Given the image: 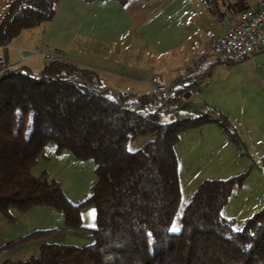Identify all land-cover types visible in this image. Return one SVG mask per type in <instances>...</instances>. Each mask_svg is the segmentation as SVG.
I'll return each instance as SVG.
<instances>
[{"label": "trees", "instance_id": "trees-1", "mask_svg": "<svg viewBox=\"0 0 264 264\" xmlns=\"http://www.w3.org/2000/svg\"><path fill=\"white\" fill-rule=\"evenodd\" d=\"M57 2L12 0L0 19V47L49 22ZM8 66L7 55H0V213L45 207L60 212L67 228L81 229V209L93 207L96 225L87 229L89 244L43 243L37 256L2 264H264V207L239 230L221 214L244 174L200 182L183 208L178 232H169L181 196L174 149L179 135L215 121L237 151L246 153L225 117L162 122L161 112L180 102V93L114 94L96 72L60 57L45 61L37 75ZM137 137L145 138L142 146L129 151ZM47 144L76 160H93L95 182L79 203L69 202L45 172L32 175ZM37 232L6 248L35 240Z\"/></svg>", "mask_w": 264, "mask_h": 264}, {"label": "crops", "instance_id": "crops-1", "mask_svg": "<svg viewBox=\"0 0 264 264\" xmlns=\"http://www.w3.org/2000/svg\"><path fill=\"white\" fill-rule=\"evenodd\" d=\"M256 1L128 0L121 4L114 0H58L49 22L23 30L8 46L0 47V55H7L9 66L21 65L39 72L44 54L58 55L96 72L104 89L137 98L160 94L151 82L157 76L165 86L163 92L169 91V98L174 97L172 90L177 87L176 93L185 99L181 106H190L192 90L201 86L208 98L203 96L199 107L186 116L208 114L213 120L225 117L244 143L246 153L241 155L217 123L210 121L182 132L174 146L175 154L194 169L210 171V176H202L191 187L203 180L248 174V218L264 207V164L262 172L258 167L260 157H264V51L229 68L206 51L210 41L222 35L223 19L237 16ZM11 2L0 0V19ZM34 50L37 55H32ZM227 206L228 201L221 214L235 225L234 214L226 211ZM8 232L0 238V263L16 262V248L37 247L39 252L44 243L32 240L4 248V243L25 235ZM2 255L11 258L4 260ZM23 257L27 259L28 254Z\"/></svg>", "mask_w": 264, "mask_h": 264}, {"label": "rangeland", "instance_id": "rangeland-1", "mask_svg": "<svg viewBox=\"0 0 264 264\" xmlns=\"http://www.w3.org/2000/svg\"><path fill=\"white\" fill-rule=\"evenodd\" d=\"M235 64L227 66V68ZM25 65L28 64L25 63ZM30 70L31 69H29V71ZM30 72L35 75L39 73V71ZM199 87L201 86H198L195 90H192V99L189 100L190 106H181L185 99H182L180 103L178 100L174 106L170 105L167 111L164 110L161 112V121L170 122L184 117H195L186 116V114H193L194 107H199V101H203V96L208 98V93H204V91H202ZM216 118H218V115ZM144 139L145 138L143 137H137L134 140H131L127 145L128 150L134 151L140 148L144 142ZM179 156L176 157L178 159V177L181 196L178 209L174 215L169 229V232L171 233L178 232L180 228L183 208L189 201L194 191L193 188H196L191 187L193 186L192 183L202 178V176H210L209 170L194 169V165H190L189 161L188 163L186 161H182L181 157ZM260 158L262 163L260 162L258 167L262 172L264 157ZM94 166L95 165L92 159L76 160L69 152L63 151L57 153L55 151L54 145L47 144L39 155L36 164L31 168V173L33 176L37 177L41 173L45 172L48 179L55 180L59 183L67 200L73 204H77L90 194L91 186L95 182ZM189 166L191 168H189ZM239 174H244L243 180H245V182L239 188H234L231 191V195L228 199V206L226 208V211H231L234 214L233 216L235 217L234 219L236 222L233 227L236 230L241 229L244 221L249 215V211L247 210H249L251 207V203L247 201V193L250 188L249 184L251 183L249 181L250 178L248 174L245 176L246 173L241 172ZM93 210L95 212L93 207H85L81 209L80 225L83 228L71 229L65 226L62 214L56 210L45 207H36L25 212H19L17 210L11 209L7 217L0 213V215L4 217L2 218L0 216V238H4L9 233L8 229L16 232V234H28L33 231H38V238L35 240H40L41 243L44 242L84 246L92 242V238L90 237L87 229L94 228L96 225V212L94 216L91 215ZM224 214H226V212ZM173 227L177 228L178 230L173 231ZM9 243H4V248H6V245ZM14 246L16 245L10 246L9 248ZM35 248L37 247H33V249L27 247L23 248V250L16 248V253L14 254V257L13 255L12 257L16 258L15 260L17 261H23L24 254H28V258L29 256H37L39 252L37 251L38 249ZM20 251H22V256H19ZM5 257L6 256L2 255L4 260L11 258L6 257L5 259Z\"/></svg>", "mask_w": 264, "mask_h": 264}, {"label": "built area", "instance_id": "built-area-1", "mask_svg": "<svg viewBox=\"0 0 264 264\" xmlns=\"http://www.w3.org/2000/svg\"><path fill=\"white\" fill-rule=\"evenodd\" d=\"M223 33L210 41L206 53L216 58L221 65L230 66L243 60H252L255 54L264 51V0H257L254 5L244 9L235 17H226L222 21ZM34 50L32 55H37ZM59 58L58 55L44 54L45 61ZM25 57L21 56V60ZM8 66L5 69H10ZM158 93L165 90L159 77H152ZM173 96L177 87L173 88ZM1 251V246H0Z\"/></svg>", "mask_w": 264, "mask_h": 264}, {"label": "snow or ice", "instance_id": "snow-or-ice-1", "mask_svg": "<svg viewBox=\"0 0 264 264\" xmlns=\"http://www.w3.org/2000/svg\"><path fill=\"white\" fill-rule=\"evenodd\" d=\"M94 214H95V212H94V210L92 211V213H91V215H93L94 216ZM173 231H176V230H178L177 228H175V227H173V229H172Z\"/></svg>", "mask_w": 264, "mask_h": 264}]
</instances>
